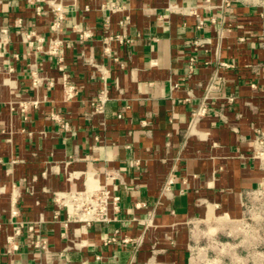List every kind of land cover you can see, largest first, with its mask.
Masks as SVG:
<instances>
[{
  "label": "crops",
  "instance_id": "crops-1",
  "mask_svg": "<svg viewBox=\"0 0 264 264\" xmlns=\"http://www.w3.org/2000/svg\"><path fill=\"white\" fill-rule=\"evenodd\" d=\"M263 210L264 0H0V264H196Z\"/></svg>",
  "mask_w": 264,
  "mask_h": 264
},
{
  "label": "built area",
  "instance_id": "built-area-1",
  "mask_svg": "<svg viewBox=\"0 0 264 264\" xmlns=\"http://www.w3.org/2000/svg\"><path fill=\"white\" fill-rule=\"evenodd\" d=\"M54 14L56 19L51 26L53 31H56L62 21L64 20V10L62 7H54ZM203 25L202 21H199L198 28H201ZM2 33L7 35V30H3ZM30 38L29 35L26 36V41ZM59 44L58 41H51L50 52L56 53L55 47ZM223 66H228L227 64H222ZM206 99V97H205ZM104 100L99 99L97 104H95V111L100 112L103 108ZM206 110L203 105L198 115L204 113ZM196 114V115H197ZM64 129L69 131V125L66 123L64 125ZM55 203L58 207L65 209L67 213V219L70 222H77L85 224L86 226H91L93 223H104L109 222L111 220L110 210L113 211L118 210V197H111V193L105 187H97L95 189H85L84 191H70L64 193H56L54 195ZM13 215H17V210L14 209L12 211ZM32 230L33 227H30ZM19 231H16L18 234ZM7 242L9 244L8 253H12L19 249L18 244L15 241V235L9 236L7 238ZM43 250L47 249V243L39 242L37 244Z\"/></svg>",
  "mask_w": 264,
  "mask_h": 264
},
{
  "label": "rangeland",
  "instance_id": "rangeland-1",
  "mask_svg": "<svg viewBox=\"0 0 264 264\" xmlns=\"http://www.w3.org/2000/svg\"><path fill=\"white\" fill-rule=\"evenodd\" d=\"M247 217L233 231L211 233L197 243L196 264H264V210Z\"/></svg>",
  "mask_w": 264,
  "mask_h": 264
}]
</instances>
